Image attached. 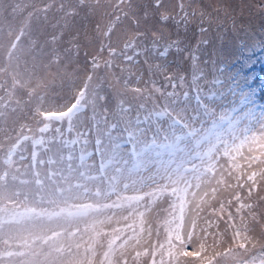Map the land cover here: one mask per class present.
Masks as SVG:
<instances>
[{"label":"rangeland","instance_id":"rangeland-1","mask_svg":"<svg viewBox=\"0 0 264 264\" xmlns=\"http://www.w3.org/2000/svg\"><path fill=\"white\" fill-rule=\"evenodd\" d=\"M47 2L0 0V51L7 49L11 39L9 33L19 29L28 12L44 7ZM63 2L65 12L72 10V14L65 15V12L57 11L59 4L54 5L48 11L47 19L43 13L39 18L33 17L30 35L21 37L18 55L22 63L27 60L31 65L32 55L29 53L38 44L37 51L42 56L37 58V62L49 65L51 61V64L38 70L28 87L18 88L15 99L28 101V92L36 89L44 101L38 105L33 99L22 103L19 108L13 104L15 111H5L0 119V145L7 149L21 137L23 160H20V154L13 157L16 161L13 171L19 169V179L26 181L34 179L31 173H40L44 189L38 191L34 183L23 187V191L34 193L37 200L41 192L47 195L45 190L50 187L45 176L50 177L52 184L64 188L69 184H86L94 191L93 179L89 178H94L98 184L106 171L116 175L115 169L126 168L124 174H131V180H123L120 195L142 199L139 205L133 201L131 207L125 203L115 215L108 212V216L113 217L111 226L105 225L97 230L103 234L122 228L125 226L124 218L131 216L127 223L136 228L143 243L151 242L157 247L163 244L167 249L169 238L174 237L177 231L183 235L192 228L189 201L194 189H190L188 194L183 191L173 194L174 189L185 187L180 177L173 176L172 181L160 180L162 170L153 161H167L168 157L157 158L155 154L159 148H152L140 157L137 153L146 145L164 142V136L171 132L170 117H182L183 123L190 124L197 131L203 129L204 134H212L214 141L218 134L222 141L227 142L229 154L224 156L221 147L220 155L211 163L219 160V164L227 168L233 157L243 165L240 157L247 156L249 150L253 155H260L264 150L259 131L264 117V0ZM117 4L123 11L117 9L114 12ZM162 15L167 19H161ZM185 16L187 20L183 19ZM126 43L130 47L125 48ZM109 45L114 51H110ZM85 84L89 86L87 89ZM82 90L92 95L71 121L68 118L60 121L45 119L46 110L57 114L67 111L64 105L71 107ZM38 106L39 114L36 113ZM45 124L48 125L46 129ZM253 134L255 140L252 139ZM204 159L207 167L208 158ZM2 160L0 156V162ZM40 160L46 163L39 164ZM195 162L199 164L200 160L197 158ZM134 165L139 167L134 170ZM185 167L191 168V164H185ZM81 174L84 179L79 178ZM214 175H218L217 170L209 171V177ZM149 176H155L161 185H168L163 194L158 192L156 185L143 182ZM133 180L141 181L134 185L135 190ZM123 183L130 185L127 191L123 190ZM204 191L207 189L200 191L201 196ZM231 198L226 192L208 198V203L202 205L207 211L199 213L201 219L197 220L195 231L199 233L200 228L207 226V213L218 210L220 200ZM116 199L113 195L106 202ZM181 199L185 203L183 220L179 212ZM196 199L199 203L200 197ZM69 203L93 201L84 199ZM170 205L175 207V215ZM28 207L50 206L46 202L43 205L30 202ZM231 210L235 211V205ZM257 214L259 216V212ZM211 219L213 225L209 232L223 233L226 217L217 220L212 216ZM118 220L121 222L117 223ZM235 223H239L238 218ZM58 224L63 225V221L46 223L43 231L51 236L49 229L63 232L68 227H58ZM141 226L146 231L140 232ZM92 227L91 220H81L72 225L71 231L80 232L82 243L89 241L90 237L100 240ZM232 231L228 228L227 236L218 237L216 246L217 251L229 247L238 250L237 256L227 257L228 264H261L264 250L260 245L264 244V228L253 226L246 235L254 239L245 241L237 238L235 244L230 240ZM221 238L226 241L223 245L219 243ZM100 242L106 246L107 239ZM211 243L209 238L208 244ZM239 244H244V248H239ZM186 250L191 251V245ZM97 255L103 258L99 247ZM184 259L193 264L197 258Z\"/></svg>","mask_w":264,"mask_h":264},{"label":"snow or ice","instance_id":"snow-or-ice-1","mask_svg":"<svg viewBox=\"0 0 264 264\" xmlns=\"http://www.w3.org/2000/svg\"><path fill=\"white\" fill-rule=\"evenodd\" d=\"M79 2L84 4L86 0H79ZM157 3H159V0H157ZM57 4H59L57 11L65 12L63 0H48L44 7L33 8L32 11L28 12L19 29L15 33H9L11 39L7 49L0 51V119L4 117L6 110H16V108H13V104L19 108L22 103H29L33 99L36 100L38 105H42L44 101V97L36 89L28 92V101L22 102L15 99V92L18 88L28 87L29 82L36 76L38 70L41 68L46 69L51 64V61L49 65L37 62V58L42 56V53L37 51L38 44L33 46L29 53V55H32L31 65L27 60L22 63L18 50L21 48V37L30 35L33 17L39 18L40 14L43 13L44 19H47L48 11ZM117 9L123 11L119 4L114 8V12ZM70 14H72V10L65 12V15ZM117 18L119 19V17ZM161 19H167V16L162 15ZM183 19L187 20V16ZM128 47L130 45L126 43L125 48ZM109 49L114 51L110 45ZM93 63H95V60ZM105 63L107 66V62ZM37 87H39V84ZM88 87L85 84V89ZM91 95V92L82 90L75 97L76 102L71 107L64 105L67 111L57 114L46 110L44 117L48 121H60L64 118L71 121L72 117L87 105L88 97ZM97 99L102 98L97 97ZM39 112L40 107L38 106L36 113L39 114ZM170 119L172 120L169 126L171 132L164 136V142L159 145H146L140 149L137 156L146 155L152 148H159L160 151L156 152V157L159 158L164 155L168 157L167 161L163 159L153 161L158 163L159 168L162 170L163 174L160 176V180L172 181L173 176L180 177L185 187L179 190L174 189L173 194L177 191L188 194L190 189H194L191 192V200L189 201L192 206L189 209L191 230L185 231L183 235L177 231L174 237L169 238L167 249L163 244L157 247L151 242L143 243L142 238H138L136 228L127 223V220L132 218L131 216L124 218V227L113 229L109 233L102 234L99 232L98 227L111 226L110 222L113 217L108 216V212L115 215L123 209L125 203L131 207L133 201L139 205V201L142 199V197L137 196L124 197L120 195L119 189L123 180H131V174L127 176L124 174L126 168L115 169L116 175L108 174L106 171V174L100 177L98 184L94 182V178H89L93 179L94 191L86 184H69L67 188H64L59 184H52L50 177L45 176V180H48L50 187L45 190L47 195L41 192L39 200H37L34 193L23 191V187L34 183L38 191L44 189L40 173H31L34 179L26 181L19 179V169L13 171V165L16 162L13 157L20 154V160H23V145L20 143L21 137H18L16 143L10 144L7 149L0 145V156L3 157L2 162H0V264H189L188 260L184 259L187 257L197 258L193 264H228L227 257L237 256L238 250L229 247L223 251H217V238L227 236L228 228H232L230 240L235 244L237 238L245 241L254 239V237L246 235L253 226L259 225L264 228V194H261L264 193V150L260 152L259 156L251 154V150H249L247 156L240 157L244 161L243 165L237 163L236 158L233 157L229 166L225 168L224 165L219 164V160L216 163L210 161L220 155L221 147L224 149V156L229 154L226 141H222L218 134L215 136L214 141L212 134H204L203 129L197 131L190 124L183 123L182 117L180 119L170 117ZM47 127L48 125L45 124V129ZM113 127L116 126L113 125ZM41 131H44V129H41ZM259 131L261 133L260 140L264 141V117L261 118ZM22 138L27 139V137ZM252 139L255 140V134H253ZM97 143L100 144L99 141ZM139 143H143V141ZM33 155L35 154L33 153ZM205 157L209 161L207 167H205ZM197 158L200 160L199 164L195 162ZM45 163L43 160L39 161V164ZM47 163H52V161H47ZM185 164H191V168L185 167ZM31 167L32 165H29V168ZM101 167H103V164ZM137 167L139 165H134V170ZM211 170H217L218 175L209 177V171ZM189 173H191V176H189ZM52 175H55V173ZM79 178L84 179V176L81 174ZM192 180L196 182L192 183ZM143 182L156 185L160 194H163L164 189L168 187L167 184L161 185L155 176H149ZM137 183H141V181H132L133 190H135L134 185ZM129 187L128 183H123L124 191H127ZM17 188L20 190H15ZM204 189H207V191H204L201 196L200 191ZM225 192L232 198L227 201L220 200L219 209H213L207 213V226L200 228L199 233H197L195 231L198 227L197 220L201 219L199 213L207 211L202 208V205L208 203V198H214ZM242 193L246 194L242 195ZM113 195L117 199L107 203L106 201H110ZM30 196L31 201L29 200ZM198 196L200 197L199 203L196 199ZM21 197H23V200L20 199ZM84 199H90L93 203H69V201H82ZM5 201L9 203L5 204ZM247 201L252 202L248 203ZM30 202L38 205H43L46 202L50 207L30 208L28 207ZM234 205L235 211L233 212L231 208ZM170 207H172L175 215V207L171 205ZM184 208L185 203L181 199L179 204L181 220L184 219ZM245 209H247L246 212ZM212 216H215L217 220L226 217L224 219L226 228L223 233L218 231L209 232V228L213 225ZM101 217L103 219H100ZM237 218L239 219L238 224L235 223ZM81 220L92 221V231L96 232L100 240L107 239L106 246L100 240L91 237L89 241L82 243L83 236L80 232L73 233L71 231L72 225L78 224ZM53 221H63V225L68 227L63 232L49 229L52 235L48 236L43 231V227L46 223ZM120 222L117 221V223ZM63 225L58 224V227H63ZM139 231L144 232L146 229L141 226ZM77 236L80 237L79 240L76 239ZM209 238L212 240L211 244H208ZM219 243L223 245L226 241L221 238ZM189 245L192 247L191 251L186 250ZM82 247L83 252H81ZM97 247L100 248L102 259L97 255ZM260 247L264 250V244H261ZM13 248L19 250H13ZM239 248H244V244H239ZM165 252L168 256L167 261H165ZM157 256H159V259H157ZM147 258H150V260ZM261 264H264V258H262Z\"/></svg>","mask_w":264,"mask_h":264}]
</instances>
